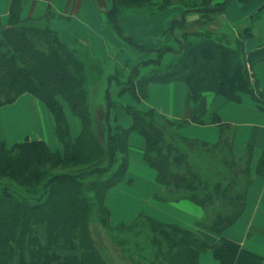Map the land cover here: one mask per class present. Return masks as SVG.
<instances>
[{
    "label": "trees",
    "instance_id": "1",
    "mask_svg": "<svg viewBox=\"0 0 264 264\" xmlns=\"http://www.w3.org/2000/svg\"><path fill=\"white\" fill-rule=\"evenodd\" d=\"M233 1L252 0H111L105 12L118 34L133 49L159 53L156 67L147 75L133 71L121 80L110 74L100 99L105 126L101 140L95 127L93 91L95 76L99 78L104 70V60L87 45L61 40L50 16L25 18L22 12L26 0H12L9 24L0 21V107L25 92L36 95L53 112L64 150L55 152L45 141L29 139L8 147L0 139V177L14 179L25 189L0 184V264H117L103 229L113 230L114 243L128 256L127 264H142L143 259L153 264H199L201 254L207 250L220 264H263L262 255L223 235L244 211L251 181L247 162L252 158L253 146H235L233 127L207 106L206 93L238 102L242 93H248L264 110V88L254 73V66L264 61V36L256 48L247 51L210 27L186 30L188 13L221 18ZM179 4L181 12L165 30L176 45L167 42L155 49L123 34L120 14L147 17ZM184 29L183 38L178 39L175 31ZM252 32L249 29L245 38ZM136 53L133 55L138 56ZM166 53L174 57L162 66ZM149 60L142 58L140 64ZM113 80L120 87L117 93H113ZM174 80L188 84L193 121L219 123L222 136L215 145L182 137L177 133L180 124L154 108L143 111L125 105L132 122H120L118 97L129 93L139 102L148 96L151 82ZM59 97L83 122L76 138L71 136ZM134 131L145 138V160L156 169L158 181L166 185L167 199L188 198L201 204L207 214L201 224L222 234L219 244H210L194 229L162 223L145 214L135 224L113 226L106 197L125 178L129 136ZM44 160L75 167L49 174L41 168ZM257 173L264 176V152ZM106 235L113 244L111 235Z\"/></svg>",
    "mask_w": 264,
    "mask_h": 264
},
{
    "label": "crops",
    "instance_id": "2",
    "mask_svg": "<svg viewBox=\"0 0 264 264\" xmlns=\"http://www.w3.org/2000/svg\"><path fill=\"white\" fill-rule=\"evenodd\" d=\"M252 1H233L229 4L221 19L226 30H214L220 37L247 51L259 45L260 30L253 31L250 22L255 21L262 12H259V15L250 14L264 3L261 2L248 13ZM11 2L12 0H0V21L4 25H8L10 21ZM110 6L111 0H26L22 14L25 18L50 16L52 26L65 43L89 46L97 57L113 63L111 69L118 71L125 67L131 58L130 55L137 50L126 44L127 41L118 34L107 18L105 11ZM168 10L170 12L164 11L147 17L130 12L120 14L123 34L153 47L159 43L156 42L157 39H168L169 33L165 34V30L173 18L179 15L175 14L178 12L175 7ZM206 16L210 14L190 12L186 15V22L190 26V21ZM247 18L249 24L240 30L239 20ZM249 29L253 31L252 35L245 38ZM254 73L264 88V61L254 66ZM241 97L242 100L238 102L210 91L206 93L207 106L219 113L223 123L233 127L235 146L239 149L247 143L253 146L252 158L247 162L251 181L247 187L244 211L236 222L224 230L223 235L264 257V176L257 173V166L264 152V110L258 107L250 94L242 93ZM117 100L118 118L124 124L132 122L124 108L125 105H134L143 111L154 108L180 124L177 133L182 137L207 141L213 145L221 140L219 123L202 124L193 121L194 107L190 89L185 81L151 82L148 86V96L141 101H135L129 93H124ZM63 104L71 136L76 138L83 130V122L72 112L66 100ZM3 110L4 115L0 118V139L4 140L8 147L29 139L45 141L55 152L64 150V145L58 137L53 112L36 95L25 92L14 102L0 107V112ZM6 118H15L24 127L19 128L15 121L18 129H14L10 134L3 122ZM145 149L144 136L136 131L132 132L129 136V166L125 178L111 188L106 197V204L111 210V222L115 225L135 224L138 214L142 212L162 223H177L194 229L210 244H219L222 234L201 224L207 216L201 204L188 198L167 199V187L158 181L156 169L145 160ZM142 264L153 263L143 259ZM199 264L220 263L214 258L212 251L207 250L201 254Z\"/></svg>",
    "mask_w": 264,
    "mask_h": 264
},
{
    "label": "rangeland",
    "instance_id": "3",
    "mask_svg": "<svg viewBox=\"0 0 264 264\" xmlns=\"http://www.w3.org/2000/svg\"><path fill=\"white\" fill-rule=\"evenodd\" d=\"M180 0H175V2H179ZM264 0H253L251 5L248 7V13L258 7V5L263 2ZM175 7V9H178V12H176L175 14H179L182 10L180 4L177 5V6H172L170 8H173ZM170 8H167L165 9V12H170L168 9ZM259 10H261V14L260 16L253 22H250L253 26V31L256 30H260V35L258 36V40H262L263 36H264V3H262L259 8ZM164 12V11H162ZM158 13H161L160 11H157V12H154V14H158ZM171 13H174V12H171ZM195 13V11H194ZM253 13V12H252ZM252 13L250 15H252ZM133 14H136V13H133ZM153 14V15H154ZM222 16L221 18L218 17L217 15H210V16H206L205 17H198V18H195L194 20L190 21V26H188L187 24V28L186 30L188 32H192V31H195V30H199V29H203L204 27H210L212 29H215V30H226L225 26H224V23L222 22ZM3 24V23H2ZM249 24V20L248 18L247 19H242V20H239L238 22V28L240 30H243L247 25ZM4 25V24H3ZM53 27V26H52ZM203 27V28H202ZM54 28V27H53ZM55 29V28H54ZM56 30V29H55ZM185 29L183 31H180V30H176L175 31V35L178 39H181L183 38V32L186 31ZM58 32V31H57ZM59 34V32H58ZM60 36V35H59ZM61 38V37H60ZM225 39V38H223ZM62 40V39H61ZM163 40H166V42H163ZM161 41V38L157 39L156 42H159V43H156L154 45L155 49H158L163 46L166 45L167 42H170V43H173L174 45H176L177 43L173 42V39H172V36L169 34V37L168 39H164L162 38V42ZM65 42V41H64ZM245 42V41H244ZM231 43V41L229 42ZM127 45H129L130 47H132L129 43H126ZM248 47V46H247ZM127 49H130L127 47ZM137 50V49H136ZM138 53V56L137 55H130V59H128L127 63L125 64V67L121 70H115L114 68L111 69L114 65L113 63L109 62V61H104L103 63V66H104V70L103 72H101V75L100 77H96L95 76V80H94V86H96V90L93 91V102L94 100H96V104L94 102V105L96 107L95 109V114H96V118H95V127L97 129V134L98 136L100 137L101 140L104 139V129H105V126H104V123H103V111H104V105L100 103V99L103 95L102 91L104 90V84L106 86V82L109 81V78H110V74H115L116 76H119V78L121 80H126L127 77L133 73L136 74V75H147L149 73L152 72V70L154 69L155 66V63L157 62H154L157 57H158V53L157 50L155 51H151V52H141L139 50H137ZM173 54L171 53H166L165 56L163 57L162 59V66H165L166 64H168V62L170 60H172L173 58ZM142 58H148L150 59L149 63H145V65H141L140 64V60ZM137 62V65L135 67H137V69L134 70V67L133 65ZM111 70V71H110ZM118 89H120V87L116 84L115 80H113V93H117L118 92ZM60 98V101L63 103H65V99L62 98V97H59ZM64 106V104H63ZM65 110V109H64ZM4 111H1L0 112V118L3 117L4 115ZM18 123L19 125V128H23V124L20 123L17 119L15 118H6L3 120V122L5 123V129L8 130L10 132V134L13 132L14 129H18V126L16 124V122ZM27 140V139H26ZM75 166L73 164H65V163H56L55 161H49V160H44L42 163H41V168L42 169H45V171H47L49 174L51 173H56V172H62V171H65V170H68V169H71V168H74ZM11 184L12 186H15L19 189H22V190H25L23 189L24 187L20 186L18 184L17 181H15L14 179H9V178H3V177H0V184ZM142 215V212H140L138 214V219H139V216ZM111 220V219H110ZM121 224V223H119ZM114 227H117L119 225H115L113 224ZM103 229V228H102ZM103 233L105 235V239L107 242H109L110 244V247H111V250H112V254L115 255L116 259H117V264H127V257L126 255H124L125 253L123 251L120 250L121 247H119L117 244L114 243V237L116 236L113 232V230H104L103 229ZM110 234L111 237H112V240H113V244L110 242V240L108 239L107 235L106 234ZM130 236H128L129 238ZM132 240V238H131ZM165 264V263H164Z\"/></svg>",
    "mask_w": 264,
    "mask_h": 264
},
{
    "label": "water",
    "instance_id": "4",
    "mask_svg": "<svg viewBox=\"0 0 264 264\" xmlns=\"http://www.w3.org/2000/svg\"><path fill=\"white\" fill-rule=\"evenodd\" d=\"M256 13V11L253 13V15Z\"/></svg>",
    "mask_w": 264,
    "mask_h": 264
},
{
    "label": "bare ground",
    "instance_id": "5",
    "mask_svg": "<svg viewBox=\"0 0 264 264\" xmlns=\"http://www.w3.org/2000/svg\"><path fill=\"white\" fill-rule=\"evenodd\" d=\"M24 113H25V112H24ZM24 113H23V114H24Z\"/></svg>",
    "mask_w": 264,
    "mask_h": 264
}]
</instances>
